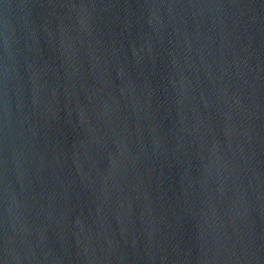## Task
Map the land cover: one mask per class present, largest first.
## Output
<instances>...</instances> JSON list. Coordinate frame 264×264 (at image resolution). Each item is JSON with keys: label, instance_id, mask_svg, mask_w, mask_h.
<instances>
[{"label": "water", "instance_id": "1", "mask_svg": "<svg viewBox=\"0 0 264 264\" xmlns=\"http://www.w3.org/2000/svg\"><path fill=\"white\" fill-rule=\"evenodd\" d=\"M0 264H264V0H0Z\"/></svg>", "mask_w": 264, "mask_h": 264}]
</instances>
